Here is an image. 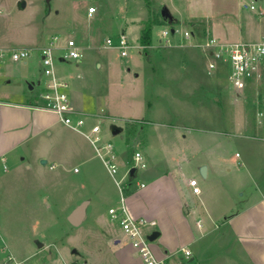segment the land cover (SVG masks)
Returning <instances> with one entry per match:
<instances>
[{
	"label": "rangeland",
	"instance_id": "374dc122",
	"mask_svg": "<svg viewBox=\"0 0 264 264\" xmlns=\"http://www.w3.org/2000/svg\"><path fill=\"white\" fill-rule=\"evenodd\" d=\"M21 1L23 8H19ZM197 1L0 0V47L43 45L53 34H62L56 41L59 47L72 39L77 46L81 44L80 63L60 64L54 60V72L65 78L74 99L80 102L83 96V106L78 111L101 121L102 136L114 145L118 156L117 180L124 177V185L131 180L127 170L134 152H140L146 162L143 180L152 171L165 175L168 165L180 161L179 151L184 148L194 145L202 153L215 145L214 160L228 154L222 166L223 176L217 180L231 188L230 194L237 202L249 189L242 163L254 172L264 191V107L261 100L254 103L258 94L264 95V76L247 84L244 92L236 96L228 90L225 68L209 74L199 48L179 41H175L176 46L157 47L158 57L155 61L148 58L145 74L146 59L136 49L121 57L118 50L104 47L107 38L117 40L121 28L133 34L148 20L154 21L155 43L158 25L164 23L161 8L169 9L176 19L194 11L205 15L206 2L199 6ZM237 2L224 0L223 4L238 12L237 21L244 31L247 28L249 38L257 36L255 11L246 13L243 9L250 0ZM254 6L264 17L263 3ZM126 38L130 42V37ZM135 71L140 73L139 78H134ZM39 78L42 72L37 55L29 58L25 66L0 65V99L24 103L36 92L31 93L28 85ZM142 78L143 88L136 89ZM46 117L57 121L53 115ZM128 120H142L138 124L142 132L133 131V123ZM94 121L88 119L82 132ZM114 129L119 133L112 136ZM187 129H192L190 133L195 138L184 141L180 134ZM50 131L51 136L43 134L19 148L15 161L9 162L7 156L6 162L0 161V264H143L139 254L132 255L124 243L125 250H118L103 233L109 225L100 216L112 197L119 198V191L90 143L83 134L61 122H56ZM40 155L45 156L48 166L54 163L55 167L49 169L47 164L37 162ZM23 157L26 162L19 161ZM138 180L140 176L136 174L133 184ZM82 202L87 203L90 215L73 227L66 218ZM92 210L99 211V218L91 215ZM223 222H214L207 231L204 226L205 234L196 247L200 259H229L234 253L225 247L234 240Z\"/></svg>",
	"mask_w": 264,
	"mask_h": 264
},
{
	"label": "crops",
	"instance_id": "0c3cea01",
	"mask_svg": "<svg viewBox=\"0 0 264 264\" xmlns=\"http://www.w3.org/2000/svg\"><path fill=\"white\" fill-rule=\"evenodd\" d=\"M203 1L206 2V5L204 4L203 7L207 11L202 16L197 11H194L186 17L180 14L178 15L179 19H176L173 13L166 8L169 14V20L164 22L163 25H158L160 29L156 42L153 43V27L151 45L146 51L144 48L142 50L141 48L136 49L137 53L144 60L146 59L143 73L146 74V71L149 69L148 58H152L155 61L156 57H158L157 47L168 48L176 46L177 41L186 44L187 47L198 49L196 45L204 44L209 38H214L223 44L252 43L264 39V17H262L260 11H258L259 14L255 12L256 19H258V24H256L258 35L249 38L247 28L244 31L243 25L241 23L239 25L237 21L238 12L232 8H227L223 4L224 0H199L197 1L198 5L201 6ZM258 2L263 3L264 8V0H250V4L252 5L258 4ZM236 4H239L237 0ZM244 11L249 10L244 9ZM251 24L253 25V23ZM166 28L171 30L175 29L179 32V34L170 37V45H164L160 41L161 32ZM140 31L139 29L137 32L131 34L129 29L121 28L120 33L129 36L130 44L139 47ZM185 31L191 33L190 39H185L182 36V33ZM60 36L62 34H53L50 40L54 37L59 38ZM80 45L78 47L81 51L82 48ZM200 50L203 52V57L208 67L211 58L202 49ZM57 54H61V52L58 51ZM79 61L75 62L80 63ZM69 62L59 61L60 64H69ZM26 64L27 62L21 65L25 66ZM217 70L222 71V66L218 67L214 72L209 73L208 70L207 72L209 74H215ZM56 76L66 81L64 77ZM139 76L140 73L135 71L134 78H139ZM37 80L28 85L30 92L38 91L37 89L35 90L34 86ZM143 84L144 78H142V83L136 89L143 88ZM67 92L74 108L76 110L82 108L83 96L80 102H78L73 98V94L71 95L69 86ZM256 97L254 103L258 104V101L261 100L264 107V95L258 94ZM27 99L24 103L0 99V161L6 162L5 157L7 156L8 161L13 162L14 154L15 156L18 154L17 151L19 148L27 146L28 143L36 139H40L43 134L51 136V127L56 122H60L51 113L30 108L26 103ZM259 114L261 115L262 113ZM46 115H53L57 121L49 120ZM187 130L188 132L180 134L181 139L184 141L195 138V134L190 133L192 129ZM211 137L215 140L214 136ZM215 148L214 145L211 149H206L202 153L198 152L194 145L186 149L184 148V150L179 151L180 161L175 165H168L165 175H157L152 171L147 178L142 180L141 175L144 170L134 172L133 176H130L131 180L129 183L124 185L123 194L125 196V206L130 215L134 218H145L156 222L154 231L159 232V237L153 242H149V248L156 260H163L166 264H264V191L256 181L254 172L245 163H242L247 171L248 178L246 179V185L249 188L248 194L246 196L241 194L239 196L240 200L237 202L233 200L230 194L231 191H229L231 188L229 186L225 187L217 180L219 176H223L224 168L222 166L225 165L224 162L228 154L219 156V160L216 161L213 158ZM27 156L32 157L30 153H27ZM44 157V155H40L37 158V162L44 159ZM19 161L26 162L24 157L20 158ZM12 164L15 168L18 167L14 163ZM46 164L48 166L47 160ZM50 165H54V163ZM202 166L206 168L205 178H202L199 174V169ZM135 173L140 176V181L138 180L133 184V179L136 176ZM189 179L197 180L200 187L199 195L192 194L191 189L187 185ZM141 183L144 184V188H139L138 185ZM118 194L120 198V193L118 192ZM119 198L113 199L112 197V201L107 207L106 212L103 216H100L109 225L107 232L104 230L103 233L111 241L112 246L118 248V250H125V245H127L132 255H136L134 249L123 237L117 223L111 220L108 215V209L118 206ZM98 212L92 210L91 215L99 218ZM88 213L90 215L87 205L85 220L88 217ZM222 219L224 220L223 225L225 226L226 232L230 233L234 240L233 243L225 247L234 253L229 255L230 257H227L229 259L217 257L216 260H213L211 256L208 260L200 259V256L196 253V247L199 243L198 241L205 234L203 231L204 226L206 227V231L207 229L211 230L212 224ZM197 222L200 224V227L197 226ZM181 248H187L191 252V256L188 259L179 252ZM212 250L216 249L212 248Z\"/></svg>",
	"mask_w": 264,
	"mask_h": 264
},
{
	"label": "built area",
	"instance_id": "2783aa9c",
	"mask_svg": "<svg viewBox=\"0 0 264 264\" xmlns=\"http://www.w3.org/2000/svg\"><path fill=\"white\" fill-rule=\"evenodd\" d=\"M243 8L249 11H256L254 5H244ZM94 9L91 8V12ZM179 34L178 30L166 28L161 32V40L164 45H170V37ZM185 39L191 38V33L185 31L182 33ZM57 37L52 38L47 44L29 48H0V65L6 63H26L33 55L39 57L42 78L34 83L39 91L37 100L34 105H29L30 108L51 113L58 117V120L66 127L75 132L83 134L87 141L92 146L96 156L102 161L103 166L109 175L115 181L120 198L117 207L108 209V215L111 220L115 221L119 226L126 242L139 254L143 264H166L163 260H156L149 248L147 240L156 226L155 221L145 218H134L128 212L125 206V196L123 194V180L121 177L117 180L119 170L118 156L114 145L110 141H106L102 136L101 121L94 116L84 114L74 108L72 105L67 89L66 81L58 78L54 72V60L58 62L79 61L82 58L80 48L75 41L67 40L64 47H59L56 44ZM105 48H113L120 52L121 57H127L130 49L143 48L136 47L127 40L124 33H120L117 40L110 38L105 40ZM202 49L211 58L208 63V72L211 73L217 67L222 66L227 71L226 82L229 90L236 96L242 94L250 82H258L264 76V39L258 42L232 43L223 44L214 38H209L204 44L196 45ZM58 51L61 54H57ZM88 119L95 120L89 125L87 131L82 130L86 126ZM55 166L50 165L49 169ZM131 168L135 172L143 171L146 168V162L140 152H134L132 155V163L127 170V176ZM77 172L78 169H74ZM188 187L192 194L199 195L200 187L197 180L189 179ZM139 188H144V184L138 185ZM197 226L200 224L197 222ZM180 253L188 259L191 252L187 248H181ZM174 264V263H168Z\"/></svg>",
	"mask_w": 264,
	"mask_h": 264
},
{
	"label": "water",
	"instance_id": "95a60500",
	"mask_svg": "<svg viewBox=\"0 0 264 264\" xmlns=\"http://www.w3.org/2000/svg\"><path fill=\"white\" fill-rule=\"evenodd\" d=\"M24 7V1H21L19 4V8H23ZM160 16L163 20V22H166L169 20V14L167 12V9L162 7L160 10ZM31 87V86H30ZM119 133L118 129H114L112 131V136H115ZM41 165H45L46 164V160L42 159L40 161ZM135 172L134 168H131L129 174L132 177L133 174ZM199 174L202 178H205L206 176V168L204 166H202L199 169ZM86 206L87 203L86 202H82L80 203L78 206H76L67 216V222L73 226V227H78L85 219V211H86ZM159 237V232L158 231H153L150 235H148L147 240L149 242H153L154 240H156ZM40 246V244H38Z\"/></svg>",
	"mask_w": 264,
	"mask_h": 264
},
{
	"label": "trees",
	"instance_id": "16d2710c",
	"mask_svg": "<svg viewBox=\"0 0 264 264\" xmlns=\"http://www.w3.org/2000/svg\"><path fill=\"white\" fill-rule=\"evenodd\" d=\"M154 25L153 20H148L144 23L141 31H140V37H139V45L146 49L151 45V37H152V27ZM33 93V92H31ZM39 91H36L27 99V105H34L37 97H38ZM142 120H128L127 122L133 123L132 124V130L136 131L138 130V133L142 132V126L138 125L141 123Z\"/></svg>",
	"mask_w": 264,
	"mask_h": 264
}]
</instances>
